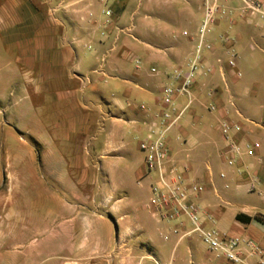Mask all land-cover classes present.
Wrapping results in <instances>:
<instances>
[{
	"label": "crops",
	"instance_id": "0c3cea01",
	"mask_svg": "<svg viewBox=\"0 0 264 264\" xmlns=\"http://www.w3.org/2000/svg\"><path fill=\"white\" fill-rule=\"evenodd\" d=\"M130 1L70 0V10L62 9L65 14L75 15L74 13H76L78 15L82 11L88 12L91 7H97L99 3L112 2L115 11L122 14ZM139 1V5L142 6L143 0ZM22 5L24 4L20 0H8L0 8V22L12 19L15 15L14 9H20ZM154 5H158L159 8L157 19L153 23L147 24L144 21L149 17H144L140 29L148 40L145 46L155 53L154 57L159 62L160 71L156 69L155 76L149 74L152 77L150 83L145 85L148 91H143L144 94H135L127 88L128 81L124 78L125 70L117 63L119 54H113L119 51L116 45L119 37H115L112 46H106L105 37L99 35L100 38L93 48L91 46L92 39L96 38L93 27L59 31L58 29H48L47 24H44L38 30V39L34 42L33 47L31 45L26 49L24 47L20 51L22 54L19 53L23 60L25 59L23 67L19 68L24 78V92L45 98L53 96L57 101L65 103L69 110L66 113L57 114V118L61 119L60 123H57V128L60 124V128L64 126L77 133L89 134L93 150L92 158L103 161L107 170H110L117 160L127 154V141L131 134L139 135L143 132L146 135L149 116L140 108L145 107L149 111H156L162 107L161 89L171 84L170 77L176 70H184L187 67L192 53L193 43L184 37L183 33L194 34L196 32L201 19L196 18L193 9L195 7L201 9V0H146L145 8L148 9ZM136 14L137 11L132 13V19ZM72 17L70 16V18ZM222 29L223 25H217L207 39L214 45V52L205 54L204 59L206 64L214 69V73L208 77L197 79L192 88L193 104L168 138L172 160L178 166L187 167L186 176L190 181L199 182L204 186V192L194 201L212 215L214 227L221 215V210L217 209L215 202L216 199L221 201V197L214 168L224 164L220 158L224 142L220 143L216 140V133H218L216 124L217 119L222 116V106L226 99L225 95L221 93L223 82L216 59L221 57L224 60L228 85V79H232L234 86L239 85L240 81V79L236 80L225 68L227 56L224 48L217 41V35ZM130 31L131 29H128V32ZM231 31L232 36L236 38L235 46L239 44L242 50L244 42H246V46L250 42L263 43L262 36L254 32L249 31L250 34L244 35L240 32L237 33L235 28ZM129 36L135 39L131 35ZM57 38L68 39L69 43L57 47ZM81 48L88 53L82 58L79 55ZM15 70L12 68L5 76L1 74L0 79H5L8 82L14 80L18 73V70L17 73ZM134 80L135 87L138 88V83L141 82L139 76L135 75ZM210 87L218 88L214 98H209L206 94ZM229 90L230 94H228L232 96L230 85ZM138 100L141 102L139 103ZM101 102H105V105ZM145 102L149 106H145ZM184 102V98L177 99L179 106ZM211 102H215L219 106L216 114H209L205 111V106ZM241 117L243 118L242 115ZM237 119L240 118L234 114L231 116L232 121L240 123ZM255 125L258 126V124ZM241 126L242 131L238 134V139H246L248 130L242 124ZM23 143L25 142L23 141ZM31 150L27 154L32 155L34 151ZM245 160L250 159L245 158ZM254 160L259 165L263 164L262 160ZM1 161L3 160L1 159ZM6 161L8 164L10 161H16L20 165L23 159L7 157ZM77 164H80L79 159ZM254 166V164H250L251 170L247 174L237 171L238 176L231 177L226 174V178L237 181V177L246 179L251 175L255 177L254 181L250 183L253 187L258 184V181L264 183V167L255 169ZM80 175L78 179L95 180L93 175ZM11 177L12 175L8 172L5 174V178L0 174V213L2 214L0 222H5L8 228L7 235L1 234L3 237L0 238V264H41L42 257L48 249L54 250L55 253L52 254L54 258L61 259L64 255L63 264H75L78 261L85 264H143L144 261H150L152 264H172L174 261H179L183 264L188 259L187 264H228L209 253L195 234H188L192 230V226L187 220L161 219L149 208V203L147 208L156 220L148 221L143 218H135L133 221H124V217L119 218L117 222H121L120 235L116 236L112 243V236L109 232L103 249L98 248V243L94 241L92 246H88L85 236L88 222L82 221V219L79 221L77 231L72 227H57L59 234L56 233L55 237L41 241L34 237L27 240L26 235L32 231L41 230L42 221L46 222V219H37L36 221L34 216H30L26 219L29 222L27 228L23 227V231L12 234L9 229L11 222L15 219L16 208L12 195H8L10 189L5 186V182L8 183ZM225 185L227 184H224L223 188ZM94 197L95 195L92 196L93 204L96 203ZM100 198H103V201L107 203L109 211L118 212L120 204L127 209L130 207L126 197L116 199L114 191H102ZM75 208L78 213V206ZM26 209L27 207L24 208V210ZM237 214L249 217L261 215L234 213V228L227 232L219 231L233 237L249 238L264 248V237L252 235L248 231L250 227H253L259 233L264 234V226L256 222L248 225L238 223L235 221ZM262 216L264 217V215ZM105 225L107 224L104 223L103 226ZM205 226L208 228L212 225L205 224ZM117 228L119 229V227ZM194 241H197L198 245ZM73 257L76 258L73 259ZM193 259L196 260V263Z\"/></svg>",
	"mask_w": 264,
	"mask_h": 264
},
{
	"label": "rangeland",
	"instance_id": "374dc122",
	"mask_svg": "<svg viewBox=\"0 0 264 264\" xmlns=\"http://www.w3.org/2000/svg\"><path fill=\"white\" fill-rule=\"evenodd\" d=\"M7 1L0 0V8ZM20 1L24 5L20 9H14L13 18L0 22V77L5 76L12 68L16 69V73L18 70L14 80L8 82L0 79V160H3L0 162V174L4 178L7 172L12 175L9 182H5V186L9 187L8 195H12L16 208L15 219L11 222L9 230L12 234L23 231V227L27 228L29 224L26 219L30 216H34L36 221L46 219V222L42 221L41 230L29 231L30 233L26 235L27 240L34 237L45 241L55 237L56 233L59 234L60 227H72L77 231L79 221L82 219L88 222L85 233L88 246H92L94 241L98 243V248L103 249L109 232L112 243L116 236L120 235L121 222H117L119 218L124 217V221H133L135 218L156 220L147 208L152 196L150 187L154 182V176L147 172L144 156L138 149L139 142L145 139V134L143 132L139 135L131 134L127 141V154L117 160L110 170H107L103 161L92 158L93 150L89 134L77 133L64 126L60 128V124L57 128V123L61 121L57 118V114L66 113L69 110L65 103L57 101L53 96L45 98L24 92V78L19 68L23 67L25 59L21 57L20 51L29 45L33 47L38 39V30L44 24H47L48 29L59 31L93 27L96 36L92 39L93 48L100 38L99 35L105 37L106 46H112L115 37H119L116 44L119 51L113 54H119L117 63L125 70L124 78L128 81L127 88L135 94H144L143 91H148L145 85L150 83L152 76H155L150 77L151 68L160 71V66L154 57L155 53L145 46L148 40L141 32L140 25L144 17H149L144 21L147 24L157 19L158 5L147 9L145 8L146 0L142 1V6L139 5V0H131L125 6L124 12L120 14L115 11L112 2H103L97 4V7H91L88 12L82 11L78 15L66 13V15L62 8L70 10V0ZM262 2L264 4V0ZM61 3L63 4L60 5ZM226 7L232 13V24L219 23L223 25V29L218 33L217 41L221 34L232 35L231 30L234 28L237 33L248 35L251 31L263 38L262 44L250 42L246 46V42L242 43L243 50L239 44L236 46L234 44L237 65L235 71L241 73V78L237 86H234L232 79L227 80L232 89L237 110L244 119L252 123L237 120L248 130L246 139L258 145L257 155L263 164L259 165L254 159L246 161L244 157L243 164L239 167L228 168L223 164L214 168L221 197V201L215 200L217 209L221 210L219 221L215 225L217 228H215L222 232L234 228V213L264 215L263 182L258 181L254 191L251 192L250 183L255 179L251 175L246 179L237 177V181H231L228 177L221 180L218 177L221 171L231 177L238 176L237 171L247 174L251 170V163L255 165V169L264 167V19L257 16L245 18L240 6L236 3H228ZM193 10L196 18L201 19L200 7H195ZM107 11L111 13V16L105 15ZM134 11H137V14L132 19ZM70 16L73 17L70 18ZM128 29L131 31L128 32ZM67 43H69L68 39L57 38L56 40L57 47ZM86 54L88 53L85 49H79L80 58ZM135 59L140 61L138 69L133 63ZM135 75L141 80L138 88L135 87ZM208 76L210 75L202 77ZM217 89L210 87L208 90ZM221 93L225 95L226 101L230 93L224 90V83ZM138 102L141 101L138 100ZM102 103L105 105V102ZM144 105L149 106L146 102ZM216 140L223 143L218 133H216ZM31 149L34 154H27ZM7 157L22 158L23 161L20 165L16 161H10L8 164ZM78 159L80 164H77ZM80 174L93 175L95 180L78 179ZM224 184L228 185V190H224ZM105 190L114 191L116 199L126 197L127 202L130 203L129 209L120 204L118 212L109 211L107 203L100 198L101 192ZM93 195H95V204L92 203ZM75 206H78V213ZM26 207L27 209L24 210ZM104 223L107 224L106 227L103 226ZM0 228L1 238L3 237L1 234L7 235L8 228L3 221L0 222ZM248 231L252 235L264 237V234L253 227H250ZM194 242L198 245L197 241ZM53 253L55 252L52 249L46 250L41 264H63L64 255L61 259H57L52 257ZM188 260L183 264H187ZM193 260L196 263V260ZM75 264L85 263L78 261ZM143 264L152 263L144 261ZM172 264H181V262L174 261Z\"/></svg>",
	"mask_w": 264,
	"mask_h": 264
},
{
	"label": "built area",
	"instance_id": "2783aa9c",
	"mask_svg": "<svg viewBox=\"0 0 264 264\" xmlns=\"http://www.w3.org/2000/svg\"><path fill=\"white\" fill-rule=\"evenodd\" d=\"M228 3L238 4L245 18L257 16L264 19L262 0H201L202 17L196 32L183 33V36L193 43L187 67L184 70H176L170 77L171 84L161 89L162 107L159 110L149 111L145 107L140 108L149 116V121L145 139L139 142L138 149L144 156L147 172L154 176V182L151 185L152 197L148 206L155 215L168 221L187 220L192 226L188 234H195L209 253L228 264H264V248L251 239L229 236L214 226L208 228L205 226V224H214L213 217L194 201L204 192V186L187 178L186 166L175 164L168 141L171 131L179 125L193 104L192 88L197 79L214 72L204 59L205 54L214 52V45L207 39L220 22L232 24V13L226 7ZM105 15L111 16V13L107 11ZM219 42L227 56L225 68L236 80H239L241 73L235 71L233 48L236 38L229 33L221 34ZM134 63L138 69L139 61L134 60ZM216 64L224 83V90L230 93L223 60L217 58ZM150 73L155 75L157 70L151 68ZM206 94L209 98H214L217 91L212 90ZM178 98L185 99L183 105H178ZM206 109L209 113L216 114L219 106L211 102ZM233 114L243 119L236 109L234 98L229 95L222 106V116L217 119L216 124L217 131L224 142L220 158L228 168L242 165L244 157L261 161L257 155L256 143H251L245 138L238 139L242 126L231 120ZM244 121L250 123L247 120ZM218 177L224 180L226 174L220 172ZM224 189H228V186L225 185ZM250 191H254L253 185H250Z\"/></svg>",
	"mask_w": 264,
	"mask_h": 264
},
{
	"label": "trees",
	"instance_id": "16d2710c",
	"mask_svg": "<svg viewBox=\"0 0 264 264\" xmlns=\"http://www.w3.org/2000/svg\"><path fill=\"white\" fill-rule=\"evenodd\" d=\"M235 221L243 225H248L252 222H256L264 226V217L262 215H255V216L249 217L244 214H237L235 216Z\"/></svg>",
	"mask_w": 264,
	"mask_h": 264
}]
</instances>
